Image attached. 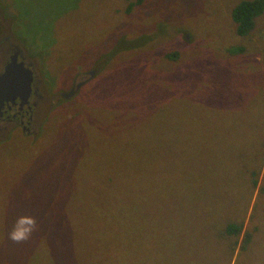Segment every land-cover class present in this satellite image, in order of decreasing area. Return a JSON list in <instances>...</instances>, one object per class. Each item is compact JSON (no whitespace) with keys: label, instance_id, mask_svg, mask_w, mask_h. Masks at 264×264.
I'll list each match as a JSON object with an SVG mask.
<instances>
[{"label":"rangeland","instance_id":"rangeland-1","mask_svg":"<svg viewBox=\"0 0 264 264\" xmlns=\"http://www.w3.org/2000/svg\"><path fill=\"white\" fill-rule=\"evenodd\" d=\"M238 2L0 0L46 96L85 80L0 139V264H264V11L237 36Z\"/></svg>","mask_w":264,"mask_h":264},{"label":"flooded vegetation","instance_id":"flooded-vegetation-1","mask_svg":"<svg viewBox=\"0 0 264 264\" xmlns=\"http://www.w3.org/2000/svg\"><path fill=\"white\" fill-rule=\"evenodd\" d=\"M15 64H19L22 71L31 73L29 92L24 96V99L13 101V103H2L3 105L7 104L6 106L0 104V139L8 138L10 133L14 131H20L26 137L35 136L36 130L38 132L36 127L40 120L43 119L42 113L47 111L46 105L51 104L55 99L62 98L64 94L69 92L58 93L56 98L54 96H46L41 87V79L37 78L33 66L29 62L28 54H25L20 49L18 42L10 35L8 29L4 28L0 33V78L8 65L12 67ZM21 75L24 77L22 73ZM84 81L82 80L72 87V94L81 84H84ZM15 104L18 105L15 106Z\"/></svg>","mask_w":264,"mask_h":264},{"label":"trees","instance_id":"trees-1","mask_svg":"<svg viewBox=\"0 0 264 264\" xmlns=\"http://www.w3.org/2000/svg\"><path fill=\"white\" fill-rule=\"evenodd\" d=\"M128 2V9L130 10L133 6H138L141 3H143L145 0H126ZM127 9H125L126 11ZM264 11V0H239V2L236 4V6L231 11V18L233 23L235 24V33L237 36H245L251 32V30L254 27V21L255 18L261 15ZM176 54L174 53L172 57L174 58ZM178 58L174 59L177 60ZM226 93L222 94V97L225 96ZM220 112H225V114H228V112H231V110L225 109L220 110ZM130 125V124H129ZM136 130L134 127L131 128V125L128 129L125 131L117 132L116 130H109V133L111 134H119V135H125V134H131L132 132H135ZM123 132H125L123 134ZM110 142V140H109ZM242 225L240 224H227L226 229V236L225 238L230 241L229 249L231 254L233 255L235 249L233 247H236L238 245V248L242 251L246 248L249 240H250V232L246 231L241 239L239 240L238 236L241 231ZM237 242V243H236ZM240 242V243H238ZM16 246H11V251H16ZM238 249V251H239ZM230 254V255H231ZM231 256H229L228 260H231Z\"/></svg>","mask_w":264,"mask_h":264},{"label":"water","instance_id":"water-1","mask_svg":"<svg viewBox=\"0 0 264 264\" xmlns=\"http://www.w3.org/2000/svg\"><path fill=\"white\" fill-rule=\"evenodd\" d=\"M24 77L21 75V73ZM31 81V73L22 71L19 64H15L11 67L8 65L5 68L3 76L0 78V104L13 103V101H19L24 99L25 95L29 92V83ZM73 90L64 94L63 97L72 96ZM72 94V95H71ZM3 105V104H2ZM7 104L3 105L6 106ZM18 104H15L17 106ZM18 108H20L18 106Z\"/></svg>","mask_w":264,"mask_h":264},{"label":"clouds","instance_id":"clouds-1","mask_svg":"<svg viewBox=\"0 0 264 264\" xmlns=\"http://www.w3.org/2000/svg\"><path fill=\"white\" fill-rule=\"evenodd\" d=\"M37 229L36 220L32 216L19 217L12 230L8 233V238L16 243L27 241Z\"/></svg>","mask_w":264,"mask_h":264}]
</instances>
